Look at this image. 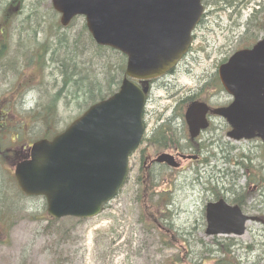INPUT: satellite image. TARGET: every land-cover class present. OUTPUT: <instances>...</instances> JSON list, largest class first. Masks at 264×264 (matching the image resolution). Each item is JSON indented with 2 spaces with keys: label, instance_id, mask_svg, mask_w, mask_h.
<instances>
[{
  "label": "water",
  "instance_id": "obj_1",
  "mask_svg": "<svg viewBox=\"0 0 264 264\" xmlns=\"http://www.w3.org/2000/svg\"><path fill=\"white\" fill-rule=\"evenodd\" d=\"M52 6L62 26L81 16L97 45L127 58L125 78L116 93L90 106L51 140L35 142L29 159L15 168L20 189L28 196L44 197L51 217L88 219L123 186L129 156L143 135L147 88L133 80L155 79L175 67L192 43L204 7L202 0H52ZM218 73L233 103L214 113L232 127L229 136L236 141L259 137L264 142V38L234 53ZM207 110L201 103L189 106L185 120L192 137L206 128ZM155 161L177 165L165 154ZM206 212L208 236H242L245 223L259 221L223 201L208 204Z\"/></svg>",
  "mask_w": 264,
  "mask_h": 264
},
{
  "label": "rangeland",
  "instance_id": "obj_2",
  "mask_svg": "<svg viewBox=\"0 0 264 264\" xmlns=\"http://www.w3.org/2000/svg\"><path fill=\"white\" fill-rule=\"evenodd\" d=\"M4 1L0 0V15ZM35 2L36 0H24L21 8L15 5L9 8L11 13L13 12L11 15L13 20H9V35L4 41L0 39V52L2 49L5 52V57L0 60V123L4 124V131L12 138L17 132L22 136V140L17 144L11 143L10 140L6 141L7 148H12L9 155L10 164L7 163L10 172L19 160L13 151H19L20 145L29 144L39 137L62 130L78 115V112L73 110V104L65 107L63 99L57 100L58 112L51 115L48 112L35 110L34 102L40 94L45 100L56 99L52 94L61 86L59 76L52 69L51 64H48L51 35L55 30L56 21H59V16L50 10L49 0L34 7L32 3ZM258 2L264 0H251L240 13L235 12L233 7L220 13L212 11L205 16L203 26L195 32L192 47L195 60L189 67L192 74L201 75L203 71L214 72L216 62L227 58L237 49L255 42V40L251 42L249 38L255 37L257 28L264 24V9L260 16L256 17V21L248 22L246 33L243 23L248 21V16ZM212 9V6H205V13L208 14L207 12ZM81 24V21H76L68 29H60V32L72 37L80 31ZM1 27L0 20V33ZM42 27L44 30L41 29ZM249 42L251 44L248 45ZM31 49L34 51L31 52ZM176 72L177 85L168 87L167 91L156 90L153 95V99L159 103L160 115L166 113L175 104V99L178 98L176 95H181V89L187 90L196 86L188 72L181 68ZM175 82L173 81V84ZM214 102H222V100ZM155 106L150 104L147 108ZM146 123V135H148L154 117L147 116ZM252 145L254 143L240 144L239 150H235L233 154H247L252 158L253 165H257L258 162L264 165V154L252 149ZM145 147L144 145L143 148ZM139 156V153H135L129 160L126 185L117 197L107 204L101 214L94 218L51 219L39 200L18 202L22 199H17L13 191L9 193L8 203L16 209L13 215H10L13 217L6 223L3 224L0 219V264H166L169 257L179 256L176 248L168 249L169 246H165L160 241L158 233L163 232L161 225L157 228L153 227L150 216H142L145 210L143 204L136 198V194L141 189L135 183L139 175ZM178 162L180 167H184L176 173L180 175L178 180L182 181L189 175L191 163L188 160ZM156 170L155 180L158 182L155 191L159 193L158 195L161 196L162 191L174 192L169 186V179L163 176L168 170L162 167ZM238 180L243 183L246 178ZM178 186L179 183L176 182V187ZM175 193L173 199L178 203L171 206V210L193 211L192 208H188L191 195L188 193L183 195L178 191ZM257 196L258 192H252L249 196L248 212L252 216H260L259 213L252 212L253 204L256 205L258 202ZM194 219L196 216H174L172 222L174 227L178 229L184 227L185 230V227L187 229L194 223ZM260 219L264 221V215H261ZM164 236L166 242L170 244V238L166 234ZM198 236L204 243L213 244L215 236L224 235L208 236L199 233ZM235 238L242 246L251 244L254 249L237 251L243 264H258V261L259 264H264V225L249 222L246 224L245 233ZM259 242H262L260 249ZM196 251L200 250L196 249ZM182 262L188 263L186 260Z\"/></svg>",
  "mask_w": 264,
  "mask_h": 264
},
{
  "label": "trees",
  "instance_id": "obj_3",
  "mask_svg": "<svg viewBox=\"0 0 264 264\" xmlns=\"http://www.w3.org/2000/svg\"><path fill=\"white\" fill-rule=\"evenodd\" d=\"M46 1L48 0H36L35 3H32V6L35 7V5ZM250 1L251 0H203V4L204 6L215 7L217 8L216 11L221 12L228 11V9L235 7L236 10L234 9V11L240 13L241 9L246 7ZM2 4L0 20L1 24L6 26L10 19L13 20V18H11L13 12L11 13L9 8L14 5L20 7L24 4V0H5ZM255 5L258 7L253 10L251 20H255L256 17L260 16L264 9V2L256 3ZM50 10H52L51 7ZM76 21H81L82 27H80V31L72 37H70V35L67 36V33H61V27L58 21H56L55 30L51 35L52 38L50 40L51 44L48 51V63L51 64L52 69H54L59 76L61 86L59 90H56V92L54 91L52 94L56 99L52 98L50 100H45L42 94L39 95V98L36 100L38 102L36 103L35 109L39 112H48L49 115L58 112L57 100L60 101L63 99L64 104L66 105L65 107L67 108V105L73 104V110L77 111V116H79L92 104L104 100L116 92L124 77L126 58L120 52L109 47L96 45L86 29L84 20L82 18H76L72 23ZM41 29L44 30L43 27ZM261 30H264V24L261 29L258 28L256 30V36H251L249 40L251 42L256 40V37H258ZM249 43L247 44L249 45ZM32 51L34 50L31 49V52ZM2 57H5L4 49L0 52V60ZM60 131H57L56 133ZM56 133L51 132L47 136H53ZM170 137H172V139H170ZM181 139H186L184 133L169 129L168 132L165 133H159V131L155 132L154 136L147 142L157 144L153 147L154 150H157L167 147L166 145L170 147L169 143L173 142L176 144ZM210 142L211 141L203 142L206 149V155H204V161L201 163L205 165L210 164L212 159H214L215 161L220 160V164L226 165L225 163L228 162L229 165H236L234 171L230 169L229 171L217 172L220 174L221 180L228 181L230 179H235L236 177L238 178L239 171L248 174V172H244L243 170L252 172V170L260 168L256 165H252L254 163L252 162V158L248 155L245 156L240 154V156L237 154L232 156V158H229V156L226 155L228 153H223L222 155L226 156H217L214 158L215 155ZM181 148H183V146ZM139 153L143 155L142 159L144 160L146 157L145 153H147L146 149H140ZM258 164L261 163L259 162ZM161 167L166 169V167H158L156 165H153V168L149 171H143L140 169L135 183L141 189L140 192L136 194V198L138 202L143 204L145 212L142 216H150L153 227L156 226L157 228L161 225L163 232L160 231V233H158L160 241L165 246H169L168 249L176 248L179 252V256L175 255L169 257L166 260V264H183L182 261L184 260L188 262L187 264H243L241 256L237 254V251L240 249L242 251H253L254 249L251 244L242 246L235 238L228 237H214L213 244L204 243L198 236V234L203 233L205 229L204 216H196L194 223H192L187 229L185 227V230L183 229V226V228L179 229L174 227L172 222L174 216H169L173 211L171 210L173 201L170 192L167 193L162 191L161 196H159V193L155 191L157 187L156 183L158 182L155 180L157 178L156 169ZM189 169H191L189 175L185 176L182 181L178 180L180 175L176 174L178 172L175 170H169L166 171L167 173H163V176L169 179L170 183H173L172 186H170L171 189L174 190L173 196H175V192L182 187L180 182L185 186L186 190H188L191 187L192 182L195 183V181L200 182L213 179L211 176H208L210 174L204 173V175H201L202 171H198L194 168L192 169V166H190ZM127 182L128 179L126 183ZM176 182L179 183L178 187H176ZM19 195L22 196L20 199H29L33 201L39 200L36 198L23 197L21 193H19L18 196ZM39 201L42 202L44 207V202L41 200ZM8 206L10 205L8 204ZM191 207L192 206H189L188 208ZM12 217L13 216H0V219L4 224ZM163 233L170 238V244L166 242ZM261 247L262 242H259V249ZM196 249H199L200 251L197 252ZM193 255H195V257H193Z\"/></svg>",
  "mask_w": 264,
  "mask_h": 264
},
{
  "label": "flooded vegetation",
  "instance_id": "obj_4",
  "mask_svg": "<svg viewBox=\"0 0 264 264\" xmlns=\"http://www.w3.org/2000/svg\"><path fill=\"white\" fill-rule=\"evenodd\" d=\"M205 15L203 14V17L201 19L200 24L197 26L196 30L200 29L201 26H203L205 22ZM263 26V24H262ZM259 27L260 29L262 28ZM3 31L1 32L0 39L5 40V34H6V28L4 25L2 26ZM245 33L247 32V25H244ZM264 30H261L259 34H263ZM193 44L195 41V33L193 34ZM193 44L187 51V53L184 55L182 60L179 62L177 67L167 73L165 76L155 79V80H148V81H137L138 85L141 87H147V104L144 111V118L154 117V123L151 126L152 129L148 133L147 136H145L143 143H146L148 140L151 139V137L154 136L155 132H168L169 129H174V131H178L181 133H184L186 136V139H181L176 144L171 142L170 147L166 145L167 147L154 150L153 147H155V143H146V160H143V155H140L139 163H142L141 170L143 171H149L153 168V165H156L158 167L163 166L166 168H169L168 166L162 164H156L153 162V158L151 156L157 157L158 155L167 153L168 155H171L175 158V160L178 162L179 160L185 161L188 160L192 162L193 166L192 169H196L198 171H202V173H208L213 179H210L208 181H195L192 182L191 187L186 190L185 186L180 183L182 186L178 193H182L185 195L186 193L191 195V199H189L188 207L192 206L191 208L193 211L190 210H181L178 209L177 211H172V214H169V216H207L206 213V205L208 203H217L218 201H224L227 205L230 207H239L242 214L244 216H252L248 210L250 209V206L247 207L249 204L248 201L250 199V195L252 192H258V202L256 205L253 204L252 212H257L259 215H264V165L262 164L260 168L252 170V172H249L247 170H243L244 172H248L247 177L251 180L245 181L243 184L239 182V180L230 179L228 181L221 180V176L217 172L221 171H229L230 168L232 171H234L235 166L229 165V163L220 164V160L215 161L212 159L210 164H203V157L206 155V149L204 145V141L210 142V145L213 148L214 158L217 156H229V158H232V153L234 151V145L245 143L249 144L250 141L247 142H239L235 143L233 142L229 137V132L231 131V128L229 127L227 121L221 117L216 115L214 111L220 108H226L229 107L232 102L233 98L228 95L223 89L222 85L220 83L219 75H218V68L227 61V59H223L220 62L215 63V71H211L208 73V71H203L201 75L192 74V70L190 65L195 60L193 50ZM251 44V43H249ZM255 44V42L252 44V46ZM249 47H241L238 50H241L243 48H250ZM235 52V51H234ZM233 52V53H234ZM231 55V54H230ZM179 68L185 70L188 72L189 76L193 79V81L196 83V86L194 88H188L187 90H182L181 95H176L178 98L175 99V104L169 108L166 113L158 114L159 110V103H156V99H153V95L156 90H164L167 91L168 87H175L176 84V71L179 70ZM213 68V67H212ZM196 75V76H192ZM175 79V80H171ZM173 81L175 84H173ZM172 98H175V96H172ZM221 101L222 102H214V101ZM201 103L208 107V110L205 113V119L207 122V126L205 130H201L196 137H192L189 128L187 126V123L185 121V114L187 109L190 105L193 103ZM156 105L154 108H147L148 105ZM160 115V116H159ZM146 121V119H145ZM147 126V123L146 125ZM146 128V127H145ZM147 131V130H146ZM11 135L9 133H6L4 131V125L0 123V216H10L13 215L14 210L16 208L8 206V194L12 193L13 189H15V186L17 188L18 194L21 193L23 197L25 195L18 189V186L14 180V175L12 174V171L10 172V168L7 163L10 164V150H12L11 147L7 148V140H10L11 143H19V140H17V135L15 138H9ZM172 139V137H170ZM251 142H256V148L259 150V153L264 154V144L259 138H254L251 140ZM183 146V148H181ZM29 144L28 145H20L19 151H13L17 155V159L23 160L28 157L29 152ZM192 148V149H191ZM223 153H228L226 155H222ZM191 156V157H189ZM263 156V155H262ZM194 157V158H193ZM17 163V162H16ZM15 163V164H16ZM14 165V161L12 162ZM12 165V166H13ZM14 167V166H13ZM184 169V167H177V170ZM238 168V167H236ZM176 170V169H174ZM4 172H9L12 174L13 180H14V186L13 184H9L7 182V177L4 174ZM256 178V179H254ZM218 179V180H217ZM213 181V182H212ZM194 183V185H193ZM255 191H254V189ZM183 189V190H181ZM181 190V191H180ZM7 197L5 198V196ZM22 196L19 195V198ZM22 200H19L20 202ZM178 203V201H173L172 206L175 205V203ZM255 202V201H254ZM23 209V208H22Z\"/></svg>",
  "mask_w": 264,
  "mask_h": 264
}]
</instances>
